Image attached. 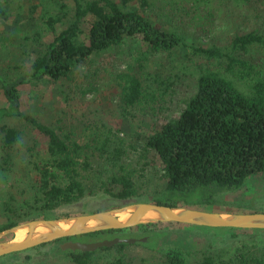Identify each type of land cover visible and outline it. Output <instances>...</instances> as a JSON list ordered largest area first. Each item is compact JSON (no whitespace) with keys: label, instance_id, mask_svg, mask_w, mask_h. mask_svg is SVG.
I'll return each mask as SVG.
<instances>
[{"label":"trees","instance_id":"obj_1","mask_svg":"<svg viewBox=\"0 0 264 264\" xmlns=\"http://www.w3.org/2000/svg\"><path fill=\"white\" fill-rule=\"evenodd\" d=\"M43 1L54 3L55 0ZM190 1L192 6L199 7L200 3L207 4L209 0ZM229 1L238 7L264 4V0ZM142 4L148 7L150 2ZM58 6L55 14L45 12L46 30L52 38L43 52L32 60L30 73L10 81L0 78L6 102L5 107L0 108V122L3 119L24 122L46 139L44 157L32 162L36 185L30 198L45 216L57 212L62 205L85 198L90 191L120 201L133 199L137 196L135 171L121 163L125 155L121 144L108 150L110 138L105 135L93 134L86 144H79L24 113L20 86L47 78L53 81L68 78L90 56L119 46L126 37L139 39L145 45L146 53H162L171 58L177 51L188 52L189 61L196 57L204 62L203 65L207 64L197 71L196 91L185 103L179 117L164 123L142 140L141 159L146 161L150 153L154 154L159 159L165 180L164 185L146 200L171 208L215 206L221 195L239 190L251 176L264 174V34L235 35L225 48L198 46L187 44L177 28L156 25L130 6V0L118 3L114 0H65ZM1 16L3 12L0 10ZM86 21L88 28H84ZM254 48L262 50L259 64L240 58V54ZM146 59L145 54L138 56L134 60L136 66H130L119 77L121 100L126 108L151 104L166 96L175 84L171 77L162 78L160 74H145V78L140 79L135 69L142 70ZM1 131L7 148L20 139L19 133L11 128H2ZM97 153L105 161V166H93L92 160ZM39 159L41 165L37 162ZM9 200H13L11 195ZM15 226V222L1 225L0 232ZM155 226L136 227L140 235L124 230H106L50 244L66 255L70 264H94L95 251H62L60 245L80 239L95 243L119 238L136 239L137 244L158 249L156 239L163 234L153 232ZM127 245L121 243L100 249ZM158 251L166 264H189L182 244L159 248ZM115 264L124 263L117 259ZM200 264H264V248L240 253L225 261L215 260L207 254Z\"/></svg>","mask_w":264,"mask_h":264},{"label":"rangeland","instance_id":"obj_2","mask_svg":"<svg viewBox=\"0 0 264 264\" xmlns=\"http://www.w3.org/2000/svg\"><path fill=\"white\" fill-rule=\"evenodd\" d=\"M64 1L0 0L3 12L0 17V78L3 81L30 73L32 60L43 52L52 38L46 30L45 12L57 13L59 2ZM142 2L150 4L146 7ZM130 6L158 26L177 28L187 44L225 48L235 35L264 34V4L238 7L229 0H209L197 7L192 6L190 0H130ZM83 24L88 28L87 21ZM144 54L147 58L144 67L135 69L140 79H144L145 74H160L162 78L171 77L175 84L166 96L151 104L126 108L121 100L119 77L130 66H136L134 60ZM261 57L259 48L240 54V58L254 64H259ZM203 64L196 57L189 61L188 52L177 51L171 58L162 53H146V47L139 39L126 37L119 46L90 56L68 78L58 81L47 78L20 86L21 110L57 133L67 135L79 144H86L93 134L105 135L110 138L109 151L121 144L125 150L121 163L135 171L137 196L120 201L90 191L85 198L62 205L57 212L45 216L30 198L36 185L32 162L44 157L46 139L24 122L3 119L0 122V226L10 222L26 225L32 221L63 219L136 203H151L147 197L160 189L165 180L159 159L154 154L150 153L146 161L141 159L142 140L164 123L179 117L196 91L197 71L201 66L207 67ZM5 105L0 85V108ZM2 128L17 131L19 141L5 147ZM98 128L100 131L96 132ZM37 162L42 164L41 159ZM92 162L95 168L106 164L98 153ZM9 195L13 200H9ZM188 208L221 214L264 213V174L251 176L239 190L221 195L215 206ZM152 230L163 234L156 239L158 249L184 245L189 264H200L207 254L215 260L225 261L234 255L264 248V230L212 229L177 223H158ZM124 231L140 235L135 228ZM13 238L14 235L8 234L0 242ZM158 249L137 243L124 248L99 249L95 250L92 262L115 264L117 259H122L124 264H166ZM43 262L70 264L69 258L50 243L15 256L0 257V264Z\"/></svg>","mask_w":264,"mask_h":264},{"label":"water","instance_id":"obj_3","mask_svg":"<svg viewBox=\"0 0 264 264\" xmlns=\"http://www.w3.org/2000/svg\"><path fill=\"white\" fill-rule=\"evenodd\" d=\"M149 213H154L155 218L144 220V217ZM120 215H126L127 218L120 221ZM158 223H177L212 229L264 230V213L221 214L188 207L171 208L154 203H136L93 214L32 221L26 225H17L4 230L0 232V239L8 234L14 235V238L7 242H0V257L23 252L60 239L106 230H126L144 224ZM60 224H69V227L63 229ZM25 227L28 228L25 237L20 241H16L15 233ZM38 228L42 231H36ZM121 243L135 244L136 239L115 238L88 244L65 241L60 245V249L62 251L93 252L100 248H109Z\"/></svg>","mask_w":264,"mask_h":264},{"label":"bare ground","instance_id":"obj_4","mask_svg":"<svg viewBox=\"0 0 264 264\" xmlns=\"http://www.w3.org/2000/svg\"><path fill=\"white\" fill-rule=\"evenodd\" d=\"M155 214L154 213H149V214H147L145 217H144V220H147V219H150V218H155ZM127 217H126V215H120L119 216V220L120 221H123V220H125ZM60 226L63 228V229H67L68 227H69V224H60ZM41 229H36V231H40ZM28 231V228L27 227H25L23 230H19V231H17L16 233H15V240L16 241H20V240H22L24 237H25V235H26V232ZM42 231V230H41ZM36 233V232H35Z\"/></svg>","mask_w":264,"mask_h":264},{"label":"flooded vegetation","instance_id":"obj_5","mask_svg":"<svg viewBox=\"0 0 264 264\" xmlns=\"http://www.w3.org/2000/svg\"><path fill=\"white\" fill-rule=\"evenodd\" d=\"M75 242H79V243H94L93 241H91L90 239H80L79 241H75Z\"/></svg>","mask_w":264,"mask_h":264}]
</instances>
